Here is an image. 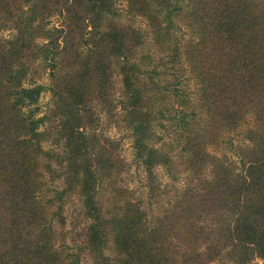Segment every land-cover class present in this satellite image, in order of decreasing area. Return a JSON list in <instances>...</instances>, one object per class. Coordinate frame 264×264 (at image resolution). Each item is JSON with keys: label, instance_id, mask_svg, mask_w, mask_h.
Returning <instances> with one entry per match:
<instances>
[{"label": "trees", "instance_id": "16d2710c", "mask_svg": "<svg viewBox=\"0 0 264 264\" xmlns=\"http://www.w3.org/2000/svg\"><path fill=\"white\" fill-rule=\"evenodd\" d=\"M53 14L60 27H48ZM123 14L114 0H0V32L11 31L0 35V264H80L83 250L98 264H264V0H127L125 16L147 19L157 41L174 45L172 58L181 54L177 21L189 19L197 31L184 53L207 82L201 86L207 119L195 109L176 116L185 129L182 149L195 152L193 176L153 220L129 195L108 212L97 198L101 178L116 164L87 124L93 103L107 110L112 104L114 63L126 86L120 100L135 157L151 180L158 165L177 178L175 160L153 139L155 115L141 108L139 74H156L140 69L135 56L146 33L122 21ZM37 60L52 69L54 104L43 115L38 103L47 86L30 78ZM248 113L254 126L238 163L205 152ZM52 133L64 138L63 150L43 148ZM74 194L87 222L86 243L76 250L59 239L65 202ZM111 247L122 255L112 256Z\"/></svg>", "mask_w": 264, "mask_h": 264}, {"label": "rangeland", "instance_id": "374dc122", "mask_svg": "<svg viewBox=\"0 0 264 264\" xmlns=\"http://www.w3.org/2000/svg\"><path fill=\"white\" fill-rule=\"evenodd\" d=\"M171 1L184 4L186 0ZM114 2L120 11L124 13L122 21L125 23L132 22L135 26H140L145 30V41L142 44L139 43L135 56L138 57L140 69L145 70L147 68L150 70L155 68L156 71L154 73L156 74H154V78H151L145 72L139 74L143 96L141 108L149 109L155 115L151 118L154 132H156L153 135V139L157 145H160L175 160L174 169L177 178L172 177L163 166L158 165L155 167V177L151 180L146 170L135 157L129 123L130 115L125 113L126 109L120 100L122 96L124 97L126 86L123 83L121 68L114 63L110 76L111 84L108 88L113 97L112 104L108 105L107 110V107L103 108L101 103H93V112H90L91 117L87 124L88 129L98 135L101 142L106 146L107 151L113 155V160L116 164L108 177L103 176L104 178H101L99 183L102 184L99 186L97 198L100 199V205L103 210L108 212L124 205L126 197L129 195L133 200L142 202L141 206L146 209L149 218L153 220L164 215L167 209L176 201L186 184H189L193 176L190 161L195 158V152L182 149L183 143L181 141L185 129L178 126L176 116L178 118V116H181V112L195 109L198 116L204 118V120L207 119L209 111L201 101L205 97V94H202L201 86L207 82L202 78L203 72L199 71L201 75H195L192 65L184 53L189 38L195 36L197 31L193 32L187 17L180 16L178 21L176 19V37L179 39L177 46L181 54L177 58H172L170 53L172 52L175 55L173 44H170L167 48L165 43L157 41L155 33L152 32L151 26L147 23V19L139 15L133 17L125 16L127 0H114ZM49 20L48 27H60L61 18L59 14H53L49 17ZM10 34V30L0 32L2 36H9ZM179 52H176V54ZM199 66L202 70L205 69L204 63H199ZM51 71L52 69L47 65V62L37 60L30 72L31 79L47 86L38 103L39 115L48 113L54 104L53 92L48 88L51 83ZM151 79H154L155 82L151 81ZM126 103L128 104L127 101ZM158 110H160V115L157 113ZM203 125L202 120H200L195 130ZM252 126H254V117L251 113H248L238 129L219 134L215 143L206 146L205 152L220 156L224 154L238 163L240 160L238 150L241 145L248 144L246 135ZM59 127H61L60 123L57 124V128ZM42 146L46 149L63 150L64 138L57 133H52L48 140L42 142ZM203 171L202 176H207L209 168L205 166ZM49 176L50 174L48 173V179ZM48 181L49 185H51L52 182ZM57 181L55 184L60 183V179H57ZM63 215L65 216V223L60 228L59 239L61 242L67 241L72 250H76L77 244L84 246L87 239V222L78 194L66 199ZM108 251L114 257L118 253L122 255V250L118 251L114 247H111ZM81 255L80 264H98L97 260L91 257L86 250H83ZM113 261L116 260L114 259ZM210 264H219V262Z\"/></svg>", "mask_w": 264, "mask_h": 264}]
</instances>
